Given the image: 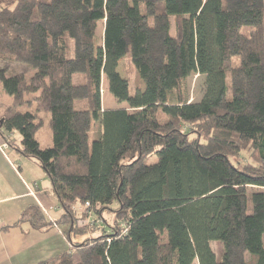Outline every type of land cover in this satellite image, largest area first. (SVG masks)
Instances as JSON below:
<instances>
[{"label":"trees","instance_id":"trees-1","mask_svg":"<svg viewBox=\"0 0 264 264\" xmlns=\"http://www.w3.org/2000/svg\"><path fill=\"white\" fill-rule=\"evenodd\" d=\"M129 54L145 83L134 95L118 70ZM0 61L36 71L6 65L0 82L17 107L37 104L0 117V137L49 176L63 210L50 221L31 206L3 230L92 234L39 264H264V0H0ZM194 74L204 90L190 102ZM104 79L125 108L104 110ZM87 204L102 225L76 226Z\"/></svg>","mask_w":264,"mask_h":264},{"label":"crops","instance_id":"crops-1","mask_svg":"<svg viewBox=\"0 0 264 264\" xmlns=\"http://www.w3.org/2000/svg\"><path fill=\"white\" fill-rule=\"evenodd\" d=\"M4 144L0 137V264H39L72 252L74 243L63 234L62 227L37 231L30 224H22L3 230L15 225L31 206L41 208L49 220L57 221L63 215L49 176L34 161L11 152ZM22 159L27 165L21 164ZM87 239L89 235H77L73 242Z\"/></svg>","mask_w":264,"mask_h":264},{"label":"rangeland","instance_id":"rangeland-1","mask_svg":"<svg viewBox=\"0 0 264 264\" xmlns=\"http://www.w3.org/2000/svg\"><path fill=\"white\" fill-rule=\"evenodd\" d=\"M171 23H172L171 34L174 35V28H175V18L174 17L171 18ZM246 30L244 29L243 31H246ZM103 34H104V24L99 23V26L97 29V52L100 54H101L103 41H104L103 40L104 39ZM6 65L10 66L9 75L25 74V76L27 78H30L36 72L32 68L27 67L24 64H19V63H14V64L4 63L3 64L0 61V68L4 67ZM118 70L121 73V75L125 79H128V81H129V93H130V95H134L138 89L143 90L145 88V83L142 80V78L140 77V75L138 74V71L136 69L135 64L133 63V60H132V57L130 54L127 55V57L123 59V61L120 63V67ZM77 81H78V78L76 77L75 83ZM186 86H187L189 93H190V102L191 101H193V102L199 101L203 95L204 77L200 76L198 74L191 75L187 80ZM245 87H246L245 84H243V88H245ZM40 94H41V92L37 93L36 96H40ZM29 100H30V97L26 96L24 98V101H25L24 104L17 107L14 104V98L6 93V91L3 88L2 83L0 82V116L1 117L9 116V115L13 114L14 112H16L17 110H19V111H34L36 109V105H37L36 101H34V103L31 105L28 103ZM102 104H103L104 110L105 109L111 110V109H116V108L122 109L128 105L126 102H119L113 97V95L109 91L108 83L105 81V79L103 80V83H102ZM77 108H79L78 105H77ZM40 115H41V118L43 120V126L41 127V129L37 133V139L39 140L42 148L46 149L52 145V133H51L50 126H49L50 115L47 111H42L40 113ZM99 129H100V125L98 124L97 121H95L93 124V128L90 132V144H92L93 141H95L96 139H98L100 137V133H99L100 130ZM12 137H13V140L18 139L19 138L18 132H14L12 134ZM6 146H7L6 148L9 147L8 144H6ZM11 152L16 154V151L13 149H11ZM249 159H251L250 153H245L243 156H241V158H239V160L243 161L244 163L248 162ZM21 161H20L21 164L24 163L25 165H27L26 164L27 160L22 159ZM150 161L152 163H154V162H156V158H152ZM17 162H19V161H17ZM46 182H47V180H46ZM87 209L88 208H83L80 205L74 207V211L76 213H78L79 215L84 213L83 215L87 216V218H85V216H84V219L80 220V222L78 224L76 223V226H80V227L89 226L90 228L91 227L94 228V227H96V225H102V220L101 219L98 220V217L96 215H94L93 212H91L90 210L88 211ZM50 221H55V220L50 219ZM53 227L56 229H59V230L61 229V226H58L56 223H53ZM63 229H66V227H64ZM87 235H89V238L92 237V234L90 232H87L86 234L80 235V236H87ZM76 236L77 235H75V234H71V236H70V241H72V243H74L72 245L81 244L79 242H73V238ZM211 247H212L213 251L216 253L217 257H220L222 254V245L218 242H213L211 244ZM77 260H78V257L76 256L75 261H77ZM194 264H198V261H195Z\"/></svg>","mask_w":264,"mask_h":264},{"label":"built area","instance_id":"built-area-1","mask_svg":"<svg viewBox=\"0 0 264 264\" xmlns=\"http://www.w3.org/2000/svg\"><path fill=\"white\" fill-rule=\"evenodd\" d=\"M3 146H4L5 148L7 147L6 144H4ZM89 207H90V205L87 204V205H86V208H89Z\"/></svg>","mask_w":264,"mask_h":264},{"label":"water","instance_id":"water-1","mask_svg":"<svg viewBox=\"0 0 264 264\" xmlns=\"http://www.w3.org/2000/svg\"><path fill=\"white\" fill-rule=\"evenodd\" d=\"M3 121H1V123H2Z\"/></svg>","mask_w":264,"mask_h":264}]
</instances>
